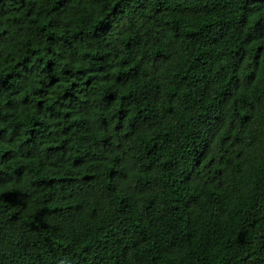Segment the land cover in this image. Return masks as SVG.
Returning a JSON list of instances; mask_svg holds the SVG:
<instances>
[{
    "label": "trees",
    "instance_id": "16d2710c",
    "mask_svg": "<svg viewBox=\"0 0 264 264\" xmlns=\"http://www.w3.org/2000/svg\"><path fill=\"white\" fill-rule=\"evenodd\" d=\"M0 264H264V0H0Z\"/></svg>",
    "mask_w": 264,
    "mask_h": 264
}]
</instances>
